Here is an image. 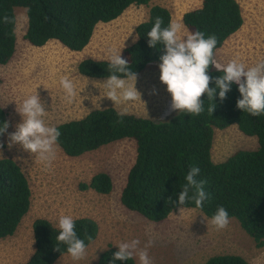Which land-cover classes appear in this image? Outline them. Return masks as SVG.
Returning a JSON list of instances; mask_svg holds the SVG:
<instances>
[{
	"label": "trees",
	"instance_id": "16d2710c",
	"mask_svg": "<svg viewBox=\"0 0 264 264\" xmlns=\"http://www.w3.org/2000/svg\"><path fill=\"white\" fill-rule=\"evenodd\" d=\"M149 0H0V65L7 64L16 47L14 7H24L27 16L25 40L41 47L56 40L71 51H81L90 42L98 23L119 17L130 5H146ZM11 18L4 23L3 17ZM156 17L163 18L162 27L171 21L170 11L160 5L149 8L148 17L136 28V39L121 51L130 70L139 74L151 63H161L164 46H148L147 33ZM182 24L188 33L201 31L205 38L215 35V52L243 25V16L237 0H202L198 7L183 13ZM264 61V59L262 60ZM81 75L106 79L112 74L109 60L85 58L78 63ZM208 74L222 75L214 65ZM209 87H215L210 82ZM217 89L211 114L207 94L202 95L204 111L189 115L178 111L167 118L152 120L132 113L118 117L114 107L94 109L85 116L62 122L55 127L60 131L57 145L67 156L75 157L98 149L111 142L132 139L136 144L135 159L128 170L126 182L120 193V203L151 221H161L178 207L194 208L212 218L223 206L229 218H235L241 228L253 239L257 248L264 245V115L251 116L236 107L242 98L238 85L221 102ZM7 115L0 106V127ZM120 121V122H118ZM236 125L244 134L256 136L258 147L239 149L225 160L214 162L211 157L214 129ZM3 135H0V140ZM192 166L200 168L197 180L206 181L208 198L202 208L194 201L178 203L179 193L186 183ZM81 189H92L99 194L112 191L113 183L105 172L94 174ZM191 195V193H190ZM31 189L20 165L11 158H0V240L15 233L30 207ZM169 197L174 203L169 202ZM78 238L89 245L99 231L98 223L90 217L73 219ZM59 227L45 218L32 222L34 250L22 264H53L68 253L67 246L56 240ZM56 247L60 250L57 251ZM118 251L111 245L104 249L97 264H112ZM114 264H135L134 258L117 260ZM203 264H251L236 254H217Z\"/></svg>",
	"mask_w": 264,
	"mask_h": 264
},
{
	"label": "rangeland",
	"instance_id": "374dc122",
	"mask_svg": "<svg viewBox=\"0 0 264 264\" xmlns=\"http://www.w3.org/2000/svg\"><path fill=\"white\" fill-rule=\"evenodd\" d=\"M202 0H149L146 5H130L119 17L98 23L88 45L81 51H71L56 40L41 47L30 45L24 38L27 28L26 9L14 7L16 47L11 60L0 65V106L7 115L9 127L0 140V158H11L22 168L28 179L30 207L15 233L0 240V264H22L34 250L32 222L45 218L58 227L62 215L93 218L99 226L97 237L86 246L82 259L74 260L69 253L61 255L53 264H97L100 253L121 242L140 241V248L152 241L147 249L152 264H203L217 254H236L251 264H264V245L257 248L253 239L235 218H229L225 229L217 230L211 218L194 208L178 207L161 221H151L126 209L120 203V193L132 166L136 144L132 139L111 142L96 150L71 157L56 144V158L50 167L36 155L24 151L20 145L8 147V134L22 121L17 112L23 99L37 94L45 108V123L56 126L78 119L88 112L114 107L119 112L132 113L152 120L167 118L171 95L160 77V63L148 64L137 74L134 84L141 100L121 102L105 96L106 79L81 75L78 63L85 58L109 60L136 39V26L147 19L149 8L160 5L171 13V21L182 25L179 36L189 34L182 24V15L198 7ZM243 25L232 34L214 55L217 64L224 66L235 59L252 67L264 59V0H237ZM67 76L75 86L76 96L71 103L65 100L59 83ZM153 90L154 93H153ZM258 147L256 136L242 133L236 125L214 129L211 157L214 162L225 160L239 149ZM107 173L113 183L112 191L99 194L81 189L98 173ZM139 264L137 256L133 257Z\"/></svg>",
	"mask_w": 264,
	"mask_h": 264
},
{
	"label": "clouds",
	"instance_id": "9594fccd",
	"mask_svg": "<svg viewBox=\"0 0 264 264\" xmlns=\"http://www.w3.org/2000/svg\"><path fill=\"white\" fill-rule=\"evenodd\" d=\"M3 22L11 23L12 20L5 15ZM162 25L163 18L156 17L151 30L147 33L148 46L150 48H156L157 44L164 46V54L160 56L159 79L167 86V91L171 95V111L189 115L201 114L204 111V101L201 97L206 93L207 99L213 101L207 109L212 115L216 107L214 98L217 89L222 102L226 98V93L231 90V85L236 84L242 97L237 100L236 107L254 117L264 115V61L246 68L244 63L233 59L221 66L214 59V49L217 45L215 35L205 38L203 32L195 31L186 38H181L179 36L181 24L170 22L167 27ZM128 65V62L121 57V51L118 54L113 52L109 57L112 74L103 84L106 89L105 96L115 104L141 100V94L136 90L135 83H127L129 80L134 82L137 80V74L130 70ZM210 65H214L222 75L211 77L208 74ZM213 81L215 87H209L210 82ZM59 83L64 91L65 100L71 103L76 96L74 83L67 76L61 77ZM16 110L22 121L15 125L14 132L8 134V147L20 145L24 151L36 155L46 167H50L56 158L55 146L61 133L56 127L45 123L46 111L40 97L37 94L26 97ZM117 115L123 117L125 113L119 112ZM8 127L9 123L5 121L0 127V135H3ZM3 146L0 143V148ZM199 175L200 168L197 166H192L187 172L186 183L178 197L180 205L194 201L197 208L203 207L208 193L205 191L206 181L197 180ZM169 202L174 203L171 197ZM211 224L217 230L228 226L229 214L223 206L218 207L211 218ZM58 227L60 231L56 240L67 246V252L74 260L82 259L86 254V245L84 240L77 236L73 218L62 215ZM139 245L138 239L119 243L118 251L112 256V264L117 260L127 261L134 256L138 257L139 264H152L147 251L152 241H149L144 248H140ZM56 250L60 249L56 247Z\"/></svg>",
	"mask_w": 264,
	"mask_h": 264
}]
</instances>
